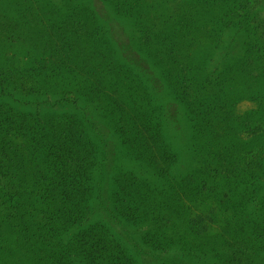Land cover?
Returning <instances> with one entry per match:
<instances>
[{"label":"trees","instance_id":"obj_1","mask_svg":"<svg viewBox=\"0 0 264 264\" xmlns=\"http://www.w3.org/2000/svg\"><path fill=\"white\" fill-rule=\"evenodd\" d=\"M67 1L6 0L4 6L0 5V264H133L102 227L87 223V199L97 150L82 121L72 113L56 112L59 105L78 107L83 102L87 108L102 112L112 121L122 147L135 161L148 162L156 176L164 180L170 172L172 156L162 147L157 131L160 124L151 115L149 98L140 92L139 97L130 96L119 89L124 67L101 51V29L78 17ZM226 1L203 0L219 9L216 18L209 19L203 10L186 13L183 0H102L113 14L133 22L135 30L131 34L137 31L144 37V51H139L142 57H138L145 67L158 81L174 80L173 91L189 111L194 135L208 136L206 128L210 129L201 126L199 114L190 109L186 97L199 85L201 71L189 68L181 52V40L176 42V50L157 30L171 24L173 35L182 31L194 37L190 43L203 45L212 42L215 31L208 33L206 26L198 22L201 20L244 33L248 27L244 8L239 12ZM188 20L192 25L183 30L180 26L188 25ZM218 35L214 38L216 48ZM163 42L168 43L165 48ZM12 47L23 51L10 52ZM107 49L111 50L109 46ZM144 73L148 75V71ZM14 94L41 100L47 113L15 110L10 104ZM238 121H232L231 139L216 161L223 176L250 187L258 180L262 165L260 149L252 139L260 128L252 129L250 122L243 124L245 136H241ZM156 151L157 158L153 155ZM158 159L167 165L156 168L161 166ZM131 180L135 178L123 176L117 181L115 213L129 222L148 220L158 224L162 232L155 231L152 248L160 251L164 262H179L177 255L169 259L172 238L164 231L171 229L167 213L154 216L144 196L135 197L129 190ZM193 181L189 175L182 179L185 185ZM189 185L183 191L192 193ZM206 218H211V212L192 215L184 233L193 238L203 234ZM262 232L264 228L256 232L252 228L222 236L212 256L213 264H264L260 257Z\"/></svg>","mask_w":264,"mask_h":264},{"label":"rangeland","instance_id":"obj_2","mask_svg":"<svg viewBox=\"0 0 264 264\" xmlns=\"http://www.w3.org/2000/svg\"><path fill=\"white\" fill-rule=\"evenodd\" d=\"M5 1L0 0V5L4 6ZM183 1L186 13L203 10L209 19L211 16L215 19L216 13L219 14L218 7L203 3V0ZM213 1L216 3L217 0ZM226 2L228 6L237 7L239 12L244 8L248 27L243 33L233 28H217L213 22L198 21L206 26L208 33L215 31L214 38L221 32L217 48L214 38L211 43L205 42L203 45L197 41L190 43L189 39L194 37L185 32L176 31L183 33L182 37L176 32L173 35L171 24L168 27L162 25L157 30L162 39L171 41L170 45L176 50L179 47L176 42L181 40V52L189 68L201 71L199 85L186 97L191 102L190 109H196L199 114L201 126L210 127L206 128L209 130L208 136L194 135L189 111L173 91L174 80H168L170 83L158 81L141 61L139 51H144V37L137 31L131 34L135 30L131 20L113 14L102 0L66 2L78 17L86 20L91 27L101 29V51L108 57L111 55L116 63L124 67L119 89L130 96L136 94L139 97L140 92L149 98L151 115L160 124L157 131L162 147L172 156L170 172L164 180L156 176L148 162L142 164L135 161L122 147L112 121L102 112L87 108L83 102H79L78 107L63 104L55 108L56 112L72 113L82 121L89 140L97 150L91 175V192L87 199V223L102 227L120 244L133 264H213L212 256L222 236L239 230L243 232L253 228L256 232L258 228H264V0ZM5 15L8 17V12ZM187 22L188 25L180 26L183 30L192 25L189 20ZM163 45L165 48L168 43L163 42ZM108 46L111 50L107 49ZM22 51L21 47L10 50L15 53ZM125 69L131 73L126 74ZM144 71H148L147 76ZM188 85L193 88L190 81ZM189 91L183 93L189 94ZM40 101L31 96L14 94L10 104L17 111L44 115L48 108ZM236 118L241 123L238 135L245 136L243 130L246 127L242 129V125H248V122L252 129L260 128L252 139L260 149L262 165L258 180H254L250 187L223 176L216 161L217 154L231 139L230 126ZM153 155L157 158V151ZM157 161L161 166L156 168L162 169L163 163L166 164L163 159ZM186 175L194 178L193 183L188 184L192 193L183 191V187L188 186L182 182ZM123 176L135 178L131 180L129 190L135 197L144 196V203L152 207L154 216L167 213L171 229L166 231L165 228L164 231L170 233L172 238L169 259L177 255L179 262H164L160 251L152 248L155 231L162 232L158 224L148 220L129 222L115 213L113 200L118 189L117 181ZM207 212H211V218H206L207 230L203 234L193 238L184 233L186 221L192 215H205ZM262 233L260 257L264 260ZM150 234L153 235L152 239L149 238Z\"/></svg>","mask_w":264,"mask_h":264}]
</instances>
